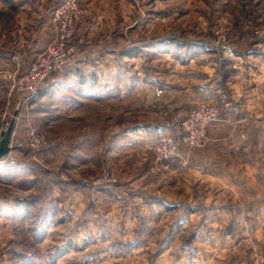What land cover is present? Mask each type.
<instances>
[{
  "label": "rangeland",
  "instance_id": "374dc122",
  "mask_svg": "<svg viewBox=\"0 0 264 264\" xmlns=\"http://www.w3.org/2000/svg\"><path fill=\"white\" fill-rule=\"evenodd\" d=\"M60 1L37 0L33 7L48 6L52 15ZM78 1L85 10L74 21L75 29L85 25L81 44L115 49L101 53L108 63L113 58V76L108 70L109 77L84 86V94L177 95L176 107L190 104L184 95L232 97L237 77L253 73V40L264 39V0ZM48 20L26 9L0 16V46L16 52L11 57L15 77L0 93V142L15 121L14 150L0 163V264H202L206 246L192 239L212 229L201 228L200 213L193 218L197 225L180 224L189 215L188 164L184 157L159 162L151 149L172 137L181 154L182 147L192 150L182 142V123L188 117L182 120L181 108L163 102L166 123L178 133L150 144L144 154L147 164H140L135 153L108 156L110 134L145 118L136 111L137 96L112 104L114 120L108 119V130L109 109H86V118L98 125L91 138L82 118L75 122L58 112L59 95H75L79 86L74 80L60 83L69 64L53 73L35 96L11 90L27 62L37 57L34 38L42 33L50 45L57 37ZM88 52L85 46L75 49L79 68L74 76L90 74ZM13 58H19L20 67ZM201 85H208V92H201ZM202 104L217 107L222 120L218 104L205 101L195 108ZM235 104L229 105L239 111L233 115L245 120ZM127 107L128 116L121 112ZM33 132L44 140L39 146L33 147ZM207 142L208 130L202 145L193 149Z\"/></svg>",
  "mask_w": 264,
  "mask_h": 264
},
{
  "label": "crops",
  "instance_id": "0c3cea01",
  "mask_svg": "<svg viewBox=\"0 0 264 264\" xmlns=\"http://www.w3.org/2000/svg\"><path fill=\"white\" fill-rule=\"evenodd\" d=\"M36 3L37 0H0V16L8 10L26 9L35 12L39 19L51 20L49 7L35 8L33 6ZM81 24L77 25L70 45L74 48V52L75 49L85 46L88 53H92L90 54L92 61L89 62L88 68H91L93 72L90 71L89 75L79 72L78 77L74 76L79 65H76L75 55L71 56L67 63L71 70L67 71L68 73L60 83H69L74 80L73 82L79 86L74 90L75 95H59L58 112H63L66 118L73 119L75 122L82 118V128L84 131L88 128L87 131L92 138L94 135L91 133L98 131V125L94 124L92 117L86 118V109L97 110L104 107L109 109L106 110L109 115H105V127L108 130V124L110 125L108 119L110 122L114 120L112 104L114 102L124 104L131 96H137L136 111L143 114L145 118L143 117L144 120L137 125H123L119 134L117 131V135L110 134L108 156L113 158L135 153L139 156L137 162L147 164L144 154L149 153L148 146L164 135L178 133L172 125L166 123L165 113L167 112L162 106L163 102L170 100L175 108L178 106L177 99L180 100V98L177 95H163L158 98L156 95H111V93L96 95L93 92L84 94L81 90L87 84L96 85L100 77L104 76L107 79L113 76L112 65H109L113 58L109 57L108 63V59L105 61L101 53L114 52L115 49L91 44L82 45L80 33L85 25ZM45 36L41 33L34 38L37 57L30 62L23 57L28 65L36 61L48 48L47 43L50 40ZM253 36L262 37L257 34ZM254 40L253 73H249L247 78L240 75L237 77L239 79L232 83L236 95H230L232 97L229 95H184L191 100L190 104L176 107L182 109L183 121L201 102L212 101L218 104L222 111V120L208 129V142L205 147L192 150L182 147L183 157L188 164L186 175L189 179L187 184L189 188L187 204L189 205L186 206V212L189 215L180 224L184 226L183 223H185L187 228L197 225L193 218L196 213H200L201 228L212 229L208 234L201 236L198 232L197 237L192 239V242L202 241L206 246V250L201 254L202 264H264V39ZM16 41L14 49L17 48ZM11 47L0 46V93L9 79L15 77L12 74L14 69L11 65V57L16 52L13 49L10 50ZM208 89V85H201L200 91L204 93V91L208 92ZM48 96L43 95V99ZM235 103L242 108L246 116L245 120L233 115L229 105ZM128 109L129 107L121 111L122 114L130 115L131 110ZM145 173L147 171L143 172L144 176L140 178L141 180L144 179ZM197 192L200 194L198 195ZM199 197L200 206L197 204Z\"/></svg>",
  "mask_w": 264,
  "mask_h": 264
},
{
  "label": "built area",
  "instance_id": "2783aa9c",
  "mask_svg": "<svg viewBox=\"0 0 264 264\" xmlns=\"http://www.w3.org/2000/svg\"><path fill=\"white\" fill-rule=\"evenodd\" d=\"M85 10L79 7L78 0H61L52 12L51 20L57 28L58 35L53 39L48 49L44 51L25 71L15 78L12 91L20 94L35 96L48 78L56 72L62 71L74 54L70 45L74 37V21ZM13 63L20 67L19 58H13ZM238 114V109L232 110ZM220 120V112L211 104H202L195 108L182 123V142L190 149L200 147L205 139L206 132L214 123ZM33 147L44 142L38 135L32 133ZM36 144V145H35ZM151 149L155 152L159 162H169L175 158H182L177 142L172 137L162 138ZM184 165V164H183Z\"/></svg>",
  "mask_w": 264,
  "mask_h": 264
},
{
  "label": "water",
  "instance_id": "95a60500",
  "mask_svg": "<svg viewBox=\"0 0 264 264\" xmlns=\"http://www.w3.org/2000/svg\"><path fill=\"white\" fill-rule=\"evenodd\" d=\"M14 125H15V121L13 120L10 123L6 133L4 134L0 142V163L5 157H7L14 150V147H12Z\"/></svg>",
  "mask_w": 264,
  "mask_h": 264
},
{
  "label": "trees",
  "instance_id": "16d2710c",
  "mask_svg": "<svg viewBox=\"0 0 264 264\" xmlns=\"http://www.w3.org/2000/svg\"><path fill=\"white\" fill-rule=\"evenodd\" d=\"M60 2H61V1H60ZM60 2H58V4H59Z\"/></svg>",
  "mask_w": 264,
  "mask_h": 264
}]
</instances>
